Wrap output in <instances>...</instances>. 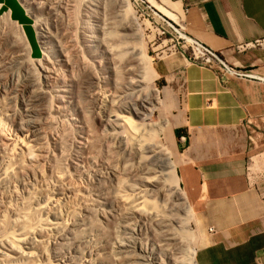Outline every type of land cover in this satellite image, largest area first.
<instances>
[{
	"label": "rangeland",
	"instance_id": "1",
	"mask_svg": "<svg viewBox=\"0 0 264 264\" xmlns=\"http://www.w3.org/2000/svg\"><path fill=\"white\" fill-rule=\"evenodd\" d=\"M19 1L31 16L32 22L34 20V27L36 32H38L34 14L32 15L28 11L25 0ZM28 1L32 2L34 0ZM50 1L36 0L32 4L30 3L31 5L29 6L32 9L34 8L33 11L49 24L50 37L52 36L50 43L53 57L51 59L54 61L49 60L48 66L51 72L44 74L39 68L35 69L33 75L37 77L38 86L34 88L31 87L32 79L26 76V66L9 64L6 68L2 67L3 69H0V105L4 104L6 108L9 106L8 111H6V108L4 110V107H2L4 105L0 106V132L2 141H5L7 138L23 135L19 131V126L21 125L27 131L32 128V120L40 124L42 128L38 134L39 139H35L36 143H33V148L31 147L29 154L22 153L24 154L23 158H25L23 159L24 163L30 164L32 168L31 166L29 167L34 170L31 178L26 180L31 192L36 194H32L35 199L43 194L53 195V190H55L54 193L60 192L61 199L59 203L61 201L63 203L57 204L58 211L64 217H62L64 221L67 224L69 223L74 230L65 236L66 239L56 238L55 241L52 238V243L50 242L51 250L46 251L52 256L58 252L63 253V255L67 256L63 260H66V258L67 260H75L78 264H86L91 261L93 263V260L89 259V257L86 258L85 254L81 256L79 252L80 250L81 253H86L84 244L77 246V248L79 247L78 250L73 247L75 246L73 244L74 236L80 235L83 228H91L92 238L95 242H99L102 231L106 229L107 232L105 231V233L111 235L110 238L113 242H115L113 240L115 236L116 238L123 236L116 226L117 220L120 221L119 218L117 219L118 216L115 217L108 212L107 207L100 205V191L105 185L108 187L119 185L122 192L128 191L127 193H129L130 188L128 187L134 183L135 179L130 178L128 170L137 165L131 154L124 152L123 148L114 139L111 140L112 138H109L112 132L120 129H117L114 123L105 129L99 125L97 119L98 107H96L97 105L94 101L97 100L101 92H105L104 94L108 97H115L121 94L123 106L130 105L132 96L130 95L131 91L129 88L131 86L129 85L131 81H135V78H139L142 75L141 71L146 74L147 70L145 69L146 73H144L145 62L143 61V67L139 66L138 68L134 64L130 65V67H134L131 72L128 70L129 66L126 68L131 54L122 52V55H117L120 50L124 49L125 45L120 43L122 40L120 38L122 37L120 19L118 20L117 10L110 0ZM130 1L132 4L131 8L141 24L147 60H150V63H148L151 64L150 66L156 72L155 62L158 57L164 56L168 52L167 48L172 45H175V47L179 45L180 39L179 41L175 39L179 35L173 31V29L179 30V25L151 6L146 0ZM5 13L2 14L0 12V18ZM17 16L24 22L23 30L34 58L44 60V53L42 55L39 51L38 43L41 44L39 36L38 40H36L34 28L30 21L25 19L21 12ZM164 29L172 34H161ZM170 38H173V40H170ZM5 42L6 40L0 41V52L2 54L13 50ZM113 44L116 47L114 53L110 51ZM131 45L129 44V46ZM41 48H43L42 44ZM113 56L116 57L114 60L111 59ZM1 64L3 65L4 62L1 61ZM137 68L140 72H138ZM125 70L126 72L129 71L130 74L137 72L135 78L131 74L130 81V76L125 73ZM157 77L151 80L147 78L149 88L158 89L159 91V104L154 107L149 117L147 116L146 121L144 120V123L152 126V128H156L165 120L171 123L176 114L178 104L175 92H171L166 84ZM126 78L127 80H125ZM40 89L48 92V99L41 103H35L34 94L36 95ZM107 103L108 106L112 107V110L120 111L118 103L115 102V105L111 102ZM29 107H31L30 110L27 109ZM6 112L8 113L5 114ZM133 118L139 121V118ZM158 139L174 153L172 160L176 164V152L173 148L170 129L166 127L158 134ZM24 156L27 157V161H25L26 157ZM111 168H115L118 174L120 173L121 178L123 177L119 183L112 182L108 178L107 172ZM55 174H60V182L57 181ZM17 191L23 197H27L26 192L23 193L24 189L22 187H17ZM10 192L11 190L6 187L0 188V207H6L10 210L13 209L9 207L11 205L16 210H23L25 206L21 202L22 200ZM147 198L150 199L149 197ZM153 200L151 198L149 201ZM160 201L162 202L160 203ZM163 202L167 203V206L173 209L174 212L179 210L176 200L172 201V199L168 198L165 201L162 198L155 200L156 205L159 207ZM152 208L155 209V206L151 207L149 205L147 207L145 205L144 211H147V209L149 211V213L148 211L145 212L147 215H145V222L147 224L144 235L137 237L141 239L147 249L153 250L158 258L164 261V264H189L185 249L191 243V246L199 249L207 238L206 230L201 225L197 215L192 211V219L190 218L188 227H179L168 221L160 220V222L164 223L162 225V222H158L159 219L155 217L157 209L154 210ZM101 212L102 214L105 212V217H103ZM181 216L184 217L185 215L182 214ZM115 220L116 222H114ZM175 240L181 243L177 244ZM48 245H46V249ZM131 253L132 257L133 255L135 258L137 257L136 251ZM95 254H97L96 250L93 254L94 258H96ZM108 255L112 256L113 254L110 253ZM115 255V264H118L122 259L120 260L119 257L118 261L117 255L120 256V254ZM168 256L172 258L170 257L169 259ZM121 258H123L122 255ZM82 261L83 263H81ZM131 263L141 264L134 260ZM149 264L153 263L150 262Z\"/></svg>",
	"mask_w": 264,
	"mask_h": 264
},
{
	"label": "crops",
	"instance_id": "2",
	"mask_svg": "<svg viewBox=\"0 0 264 264\" xmlns=\"http://www.w3.org/2000/svg\"><path fill=\"white\" fill-rule=\"evenodd\" d=\"M147 1L236 72L177 51L155 62L157 78L178 99L164 129L180 184L206 230L197 264H264V46L233 49L264 38V0ZM0 12L23 27L21 12L32 25L19 0H0Z\"/></svg>",
	"mask_w": 264,
	"mask_h": 264
},
{
	"label": "bare ground",
	"instance_id": "3",
	"mask_svg": "<svg viewBox=\"0 0 264 264\" xmlns=\"http://www.w3.org/2000/svg\"><path fill=\"white\" fill-rule=\"evenodd\" d=\"M35 1L36 0L30 2L25 0V3L28 7V11L32 15L34 14L36 18V28L38 31L36 32L37 40L39 36L40 43L43 47L41 50L43 49L42 53L45 55L44 60L34 58L23 27L10 18L9 12L5 13L2 18H0V41L6 40L5 43L11 46L9 48H13L12 51H9L8 49L11 53L8 52L2 54L0 52V64L1 61L4 62L3 65L1 64L2 66L0 69H3L2 67L6 68L9 64H20L26 66V76H29V79H32L31 81L33 82L31 87L34 88L38 86L37 77H34L33 75L35 69L39 68L44 74L50 73L51 69L48 65L50 62L49 60L53 57L50 43V41H52V36L50 37L49 24L44 18L39 17V15L33 11L34 8L32 9L31 6H29ZM48 1L50 0H47V2ZM110 1L117 10L116 15L118 20L120 19V33L122 36L120 37L122 38L120 43L125 45L123 49L124 51L119 49L120 52L117 55L122 52H128L131 54L130 60L126 65V68L129 66L128 70L131 72L134 67L132 68L130 65L134 64V66L138 68L139 66L143 67L142 65L144 61L145 65L143 70L145 71L144 73H146L147 70V73L143 74L141 71L143 76L141 75L139 78H135L137 72L135 73L133 71L135 75L134 73L131 74L134 76L135 81H131L130 72H126L125 70V73L127 75L129 74L130 77H128L131 81L129 85L131 88H129V90L131 91L130 95L132 96V103L130 105L123 106L121 103V94L115 97H108L104 94L105 92H101L100 95L97 94L99 97L97 100L95 98L96 101L94 102H96V107H98L97 119L99 125L105 129L108 126H112L114 123L117 126V129H120L119 131L112 132L111 135H109V138H112L111 140L114 139L115 142L123 148L124 152H128L135 159L137 165L128 170L130 178L135 180L134 183L130 184V187H128L130 188L129 193H127L128 191L122 192L119 185L112 187L105 185L100 191V205L107 207L108 212L112 213L115 217L118 216L117 219L119 218L120 221L117 220L116 226L123 236L121 238H116L115 236L113 238L115 242H113L110 238L111 235H107L105 233L106 229L105 231H102V233L100 232L101 238L99 242H95L92 238L91 228H83L80 235L74 236L73 244L75 246H72L75 249L77 246H81L82 244L86 246V253L83 252L84 250L82 251L83 253L79 250L81 256L85 254V256H87L86 258L89 257V259L93 260V263H91V261L89 263L85 262L86 264H115V254H120V256L117 255V259L119 257L120 260L122 259V261H119L118 259V264H132L131 262H133V260L141 264H149L150 262L153 264H164V261L159 259L153 250L147 249L141 239L137 237L142 234L144 235L147 224L145 222L147 216L145 212H147L148 209L147 211H144L145 205H147V207L149 205H151V207L155 206V209H157L156 212L154 211V208L152 209H154L153 211L155 212V217L159 219V221L157 220L158 222H160V220H165L169 223L176 224L179 227H188L193 210L188 202L185 191L181 187L180 178L176 172V164L172 160L171 151L158 139V134L163 131L166 122L162 121L156 128H152V126L144 123L147 116L149 117V115L153 112L154 107L159 104V91L158 89H150L148 86L147 78H150L149 80H151L157 77L158 74L154 72L150 66V60H147L148 58L143 44L144 41L140 21L131 8L132 4L130 3V0ZM129 44L132 45L129 46ZM114 49H116V47L113 44L110 51L114 53ZM114 58L116 57L113 56L111 59L114 60ZM138 68L137 70L140 72ZM125 80H127V78ZM47 94V91L40 89V91H37L36 95L34 94V102L41 103L45 99H48ZM107 102H111L113 104L115 102L118 103L117 105L119 106L120 111L112 110V107L110 105L108 106ZM5 106L6 105L2 106L4 107V110L6 108ZM8 107L6 108V111H8ZM30 108L31 107L27 109L30 110ZM7 113L8 112L5 114ZM133 117L139 118V121L134 120L135 118ZM147 122L149 121L147 120ZM32 123V128L27 131L22 127V125L19 126L20 129L18 127L19 131L23 135L7 138L5 141H2L0 132V188L2 189L3 187H6L10 189V193L22 200L21 202L25 206L23 207V210H16L14 209V206L11 205H9V207H12L13 209L10 210L6 207H0V264H78L75 260H67V258L66 260H63L66 256L65 254L63 255V253L58 252L52 256L46 251L51 250L50 242L52 241V238L54 240L56 238L66 239L65 236L74 230L69 223L67 224V222L64 221V217L58 211L59 208L57 207V204L63 203L62 201L59 203L61 199L60 192L54 193L55 190H53V195L43 194L40 197L37 196L35 199V196L33 197V195L36 194H33L28 186L27 180L31 178V174L34 170L31 169L32 166L30 164L28 165L26 162L24 163L23 159L25 158H23L24 154L22 153H25L26 155L30 153L35 139H39L38 134L41 132L42 128L40 124L35 123L33 120ZM25 161H27V157ZM29 166H31V168ZM107 174L108 178L112 182L119 183L123 178H121L120 173L118 174L115 168H111ZM55 177L57 181L61 179L60 174H55ZM17 187H22V189H24L23 193L26 192L28 198L20 195L18 192L19 189L17 191ZM147 197L150 199L153 198L154 200L149 201L150 199ZM158 198H162L164 201L166 198L172 199V201L176 200L178 202L179 210L174 212V210L169 208L167 203L164 202L159 207L156 205L157 203H155V200ZM161 202L162 201H160V203ZM61 206L63 207V205ZM104 213L102 214L101 212L103 217H105ZM181 213L185 216L182 217ZM114 222H116V220ZM162 225H164L163 222ZM179 243L181 242H177V244ZM47 244L49 245L46 249ZM54 245L56 247V243ZM191 245L184 249L187 253L189 264H197L196 254L198 248ZM95 250L97 251V254H95L96 258L93 257ZM133 251H136V258L134 255L133 257L130 255ZM110 253L113 254V257L108 255ZM121 255L123 258H121ZM107 256L111 258H108ZM168 257L170 259L171 256ZM81 263H83V261Z\"/></svg>",
	"mask_w": 264,
	"mask_h": 264
},
{
	"label": "built area",
	"instance_id": "4",
	"mask_svg": "<svg viewBox=\"0 0 264 264\" xmlns=\"http://www.w3.org/2000/svg\"><path fill=\"white\" fill-rule=\"evenodd\" d=\"M144 1V0H142ZM178 25V24H177ZM32 27L34 28V32H35V37L37 40V33L34 27V20L32 22ZM182 27L179 26V30L173 29V31L178 34L179 36L175 37V39L178 42V46L175 47V45H172L171 47L167 48L168 52H173V51H177L179 52L181 55H185L190 61L197 63L199 65H206L209 67H215L217 68L218 71H220L222 74H226V75H234L236 72L233 70L232 67H230L228 64H226V62H224L221 59V56L219 53L214 52L213 50H210L209 48H207L206 46L200 44L199 42H197L196 40L192 39L191 37H189L185 31L184 28L181 29ZM169 34L171 35L172 33L169 32L168 30L164 29L161 34ZM170 40H173V38H170ZM39 46V51L42 54L41 51V47L40 44L38 43ZM257 46H264V38L261 39H256L253 41H248V42H241V43H237L233 46V49L235 52H244L246 50H249L251 48H255ZM43 55V54H42ZM238 75H243L242 73L238 74Z\"/></svg>",
	"mask_w": 264,
	"mask_h": 264
}]
</instances>
